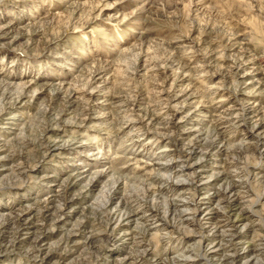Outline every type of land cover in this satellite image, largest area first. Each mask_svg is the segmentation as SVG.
<instances>
[{"label": "rangeland", "instance_id": "374dc122", "mask_svg": "<svg viewBox=\"0 0 264 264\" xmlns=\"http://www.w3.org/2000/svg\"><path fill=\"white\" fill-rule=\"evenodd\" d=\"M18 211L0 264H264V0H0Z\"/></svg>", "mask_w": 264, "mask_h": 264}, {"label": "bare ground", "instance_id": "6f19581e", "mask_svg": "<svg viewBox=\"0 0 264 264\" xmlns=\"http://www.w3.org/2000/svg\"><path fill=\"white\" fill-rule=\"evenodd\" d=\"M2 32V31H1ZM235 64V63H234ZM237 66V65H236ZM239 71V70H238ZM253 85V84H252ZM93 90V89H92ZM21 91V90H20ZM8 94V93H7ZM170 99V98H169ZM166 104V103H165ZM168 105V104H167ZM178 105V104H177ZM245 105V104H244ZM165 106V105H164ZM241 107V106H240ZM244 107V106H243ZM167 108V107H166ZM166 111V110H165ZM171 111V110H170ZM171 113V112H170ZM229 114V113H228ZM224 115V114H223ZM151 116V115H150ZM149 116V117H150ZM170 116V115H169ZM245 116V115H244ZM225 117V116H224ZM168 118V117H167ZM227 118V117H226ZM236 119H237V117H236ZM241 119V118H240ZM252 119V118H251ZM249 121V120H248ZM161 122V121H160ZM180 122V121H179ZM138 123V122H137ZM168 123V122H167ZM240 123V122H239ZM260 124V123H259ZM170 125V124H169ZM138 127V126H137ZM169 127V126H168ZM166 128V127H165ZM178 128V127H177ZM182 128V127H181ZM136 130V129H135ZM139 130V129H138ZM142 131V130H141ZM255 131H257V130H255ZM137 132H140V131H137ZM143 133V132H142ZM165 133V132H164ZM255 134V133H254ZM184 135V134H183ZM179 136V135H178ZM262 136V135H261ZM142 137H143V135H142ZM170 137V136H169ZM260 137V136H259ZM263 138V137H262ZM219 139V138H218ZM256 139V138H255ZM167 140V139H166ZM223 140V139H222ZM177 142V141H176ZM252 142V141H251ZM168 143V142H167ZM198 143V142H197ZM255 143H257V141L255 142ZM250 144V143H249ZM167 145V144H166ZM256 146V145H255ZM166 147H168V146H166ZM177 147V146H176ZM191 148V147H190ZM188 149V148H187ZM179 153H180V151H179ZM209 153V152H208ZM263 154V153H262ZM8 157V156H7ZM23 157V156H22ZM176 157V156H175ZM15 158V157H14ZM19 158V157H18ZM16 159V158H15ZM22 159V158H21ZM179 159H181L180 157H179ZM196 160V159H195ZM181 161V160H180ZM186 161V160H185ZM191 162H192V160H191ZM165 163V162H164ZM189 163V162H188ZM155 165H157V164H155ZM199 165V164H198ZM15 167V166H14ZM225 167V166H224ZM24 168V167H23ZM233 168V167H232ZM21 169V168H20ZM12 170V169H11ZM24 171V170H23ZM17 172V171H16ZM220 172H221V170H220ZM228 172V171H227ZM18 174V173H17ZM235 174V173H234ZM198 175V174H197ZM228 175V174H227ZM236 175V174H235ZM229 176V175H228ZM231 177V176H230ZM198 178V177H197ZM216 178V177H215ZM232 178V177H231ZM209 179V178H208ZM214 179V178H213ZM224 179V178H223ZM230 179V178H229ZM225 180V179H224ZM156 181V180H155ZM158 181V180H157ZM222 181V180H221ZM160 182V181H159ZM193 182V181H192ZM220 182V181H219ZM233 183V182H232ZM227 185V184H226ZM192 187V186H191ZM196 187V186H195ZM227 187V186H226ZM228 188V187H227ZM226 188V189H227ZM236 188V187H235ZM219 189V188H218ZM156 190V189H155ZM192 190V189H191ZM222 190H223V188H222ZM225 190V189H224ZM240 190V189H239ZM221 191V190H220ZM63 192V191H62ZM226 193V192H225ZM228 193V192H227ZM246 193V192H245ZM234 194V193H233ZM221 195H222V193H221ZM234 198V197H233ZM236 199V198H235ZM239 199V198H238ZM185 200V199H184ZM186 201V200H185ZM223 201V200H222ZM225 201V200H224ZM234 201V200H233ZM67 202V201H66ZM174 202V201H173ZM183 202V201H182ZM187 202H188V200H187ZM230 202H232V201H230ZM139 203V202H138ZM237 203V202H236ZM68 204V203H67ZM184 204L185 203H179V201L178 202H174V203H172V205H173V211L176 213V215H177V217L178 218H181L182 217V214L180 213V208H179V206H184ZM219 204V203H218ZM123 205V204H122ZM144 205V204H143ZM220 205V204H219ZM48 206V205H47ZM124 206V205H123ZM134 206V205H133ZM158 206V205H157ZM189 206V205H188ZM62 207V206H61ZM60 207V208H61ZM66 207H67V205H66ZM69 207V206H68ZM139 207V206H138ZM172 207V206H171ZM194 207V206H193ZM135 209H136V207H135ZM119 210V209H118ZM134 210V209H133ZM152 210V209H151ZM227 210V209H226ZM46 211V210H45ZM44 211V212H45ZM172 211V212H173ZM19 212V211H18ZM17 212V214H14L13 215V217H7V218H5L4 220L2 219V221L0 222V223H2V224H0V226H2L3 224H9V225H14V226H16L17 228L18 227H20V226H23V225H26V224H29L28 222V217H26L25 216V212L24 211H20L19 213ZM62 212V211H61ZM154 212V211H153ZM145 213V212H144ZM208 213H210V212H208ZM213 213V212H212ZM12 214V213H11ZM229 214V213H228ZM49 215V214H48ZM149 215V214H148ZM151 215V214H150ZM214 215V214H213ZM153 216V215H152ZM156 216V215H155ZM154 216V217H155ZM173 216V215H172ZM175 216V215H174ZM151 217V216H150ZM153 217V218H154ZM169 217V216H168ZM205 217V216H204ZM131 218V217H130ZM157 218V217H156ZM161 218V217H160ZM164 218H167V216H165ZM126 219V218H125ZM221 219V218H220ZM226 219V218H225ZM231 219V218H230ZM243 219V218H242ZM241 219V220H242ZM47 219H45V221H46ZM156 220V219H155ZM197 220V219H196ZM208 220V219H207ZM224 220V219H223ZM203 221H205V220H203ZM202 221V222H203ZM116 222V221H115ZM174 222H176V221H174ZM199 222V221H198ZM218 222V221H217ZM220 222H221V220H220ZM223 223V222H222ZM53 224V223H52ZM213 224V223H212ZM216 224V223H215ZM218 224V223H217ZM215 225L214 227H213V232H214V234L213 235H216V234H219L220 236H218V237H216V236H212L211 237V241H209L208 243H207V247H209V249L206 251V254L207 255H213V256H216L217 255V251L219 250V246H223V245H225V243L226 242H230V241H233L235 238V236H236V231L233 233V232H229L228 230L227 231H225L224 230V227H225V225L223 224V225H221V224H218V225ZM228 224V223H227ZM226 224V225H227ZM55 225V224H54ZM140 225V224H139ZM233 225V224H232ZM166 226V225H165ZM169 226V225H168ZM172 226H174V224L172 225ZM180 226V225H179ZM140 227V226H139ZM195 227V226H194ZM39 228V227H38ZM42 228V227H41ZM168 228V227H167ZM172 228V227H171ZM177 228V227H176ZM179 228V227H178ZM229 228V227H228ZM210 229V228H209ZM181 230H183V229H181ZM204 230H206V229H204ZM187 231V230H186ZM190 231V230H189ZM193 231V230H192ZM208 231H210V230H208ZM10 232V231H9ZM173 232V231H172ZM212 232V233H213ZM220 232V233H219ZM225 232V233H224ZM163 233V232H162ZM207 233V232H206ZM221 233H224V234H221ZM239 233V232H238ZM16 234V233H15ZM171 234V233H170ZM199 234V233H198ZM210 234V233H209ZM14 235V234H13ZM6 236V235H5ZM202 236V235H201ZM206 237V236H205ZM242 237V236H241ZM65 238H67V237H65ZM161 238V237H160ZM73 239V238H72ZM208 239V238H207ZM209 240V239H208ZM199 241H202L201 239L199 240ZM75 242V241H74ZM17 243V242H16ZM10 244H12V242L10 243ZM39 245V244H38ZM236 245V244H235ZM141 247V246H140ZM228 247V246H227ZM237 247V246H236ZM251 247V246H250ZM257 247V246H256ZM247 248V247H246ZM258 248V247H257ZM141 250V249H140ZM145 250V249H144ZM242 250V249H241ZM38 251V250H37ZM139 251V250H138ZM204 251V250H203ZM247 251V250H246ZM136 252V251H135ZM190 253V252H189ZM237 253V252H236ZM187 254V253H186ZM258 255V254H257ZM202 257V256H201ZM236 257V256H235ZM248 257V256H247ZM141 259V258H140ZM179 259V258H178ZM193 259V258H192ZM215 259V258H214ZM219 259H221L220 257H219ZM237 259V258H236ZM199 260V259H198ZM203 260V259H202ZM131 261V260H130ZM183 261V260H182ZM190 261V260H189ZM194 261V260H193ZM197 261V260H196ZM222 261V260H221ZM228 261V260H227ZM139 262V261H138ZM184 262V261H183ZM217 262V261H216ZM220 262V261H219ZM208 264H210V263H208Z\"/></svg>", "mask_w": 264, "mask_h": 264}]
</instances>
